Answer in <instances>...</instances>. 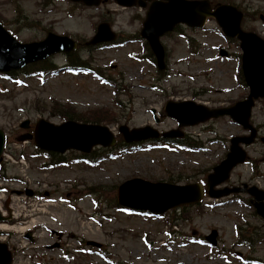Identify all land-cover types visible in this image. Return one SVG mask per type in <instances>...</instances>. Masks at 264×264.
<instances>
[{"label": "rangeland", "instance_id": "obj_1", "mask_svg": "<svg viewBox=\"0 0 264 264\" xmlns=\"http://www.w3.org/2000/svg\"><path fill=\"white\" fill-rule=\"evenodd\" d=\"M246 1L251 3V11L255 8L264 14V0ZM45 2L0 0V21L22 42L43 40L49 32L69 34L83 42L92 37L100 21L98 10L76 9L60 1ZM122 13L115 16L114 29L120 33L139 31V23L129 18L133 11ZM215 25L211 22L206 29L185 32L192 38L190 44L179 34L164 37L168 69L163 76L155 65L131 55L136 51L148 55L139 42L99 49L88 56L90 65L115 85L70 72L19 76L15 82L0 77V129L6 133L7 154L11 156H6L4 172L14 177L0 179V186L8 190H0V206L11 198L13 215L17 217L15 223L7 222L10 229L0 230L5 231L1 236L15 251L13 264H252L249 259L259 260L254 264H264V221L255 209L235 197L206 196L197 206L190 205L179 214L170 211L164 219L125 213L115 206L117 188L131 178L182 184L206 180L213 167L225 158L230 138L247 133L229 117L184 130L188 138L207 145L203 150L150 148L115 157L104 154L93 167L70 162L63 168L43 170L42 161L30 156L35 150L34 142L19 140L31 131L20 127L25 119H30L32 125L40 118L61 123L63 115L72 111L97 119L117 133L122 124L154 125L151 110L155 109L163 119L159 128L166 131L176 127L175 120L162 117L170 99L186 98L219 107L246 97L248 90L240 84V75L237 82L240 49L235 43L230 46ZM245 28L264 37L262 21ZM219 47L228 48L233 56H220ZM52 57L64 66L63 53ZM251 121L264 134V100L257 102ZM247 149L254 161L234 169L228 186L243 182L253 185L258 180L264 184V144L258 141ZM21 153L25 154L23 160H19ZM67 155L75 156L71 152ZM256 167L257 173L263 174L261 178L254 174ZM27 190L35 194L30 196ZM89 190L94 193L88 195ZM46 192L53 202L43 199ZM239 197L249 199L243 193ZM170 222L177 226L169 227ZM33 223L39 224L37 229H20L35 227ZM50 227L61 231V238L52 235ZM31 230L33 240L26 237ZM213 230L217 231L215 246L203 242ZM238 230L250 240V246L237 244L241 241ZM57 242L59 246L49 248ZM245 257L248 260L244 262Z\"/></svg>", "mask_w": 264, "mask_h": 264}, {"label": "water", "instance_id": "obj_2", "mask_svg": "<svg viewBox=\"0 0 264 264\" xmlns=\"http://www.w3.org/2000/svg\"><path fill=\"white\" fill-rule=\"evenodd\" d=\"M172 12L162 16H150L149 27L151 38L155 46L160 63L163 59V50L158 43L157 37L162 32L172 27V24L179 20L204 18L199 15V9L204 8L200 2L174 1ZM214 15L218 18L225 31L231 34H238L242 39L244 50L243 68L246 81L251 88L249 97L239 101L234 106L210 109L206 106L196 104L193 101L169 102L167 111L170 116L180 120L181 124H194L206 120L212 116L229 114L235 121L245 128L252 130L250 137H236L232 140V152L228 158L215 168V174L209 177V186L225 180L230 169L239 161L244 160L245 152L240 148L239 142H251L255 135L254 127L249 123L254 99L264 96V41L253 33H244L240 29L241 14L232 11L230 6L220 7ZM201 25V23H198ZM160 29L155 34L156 30ZM108 35V30H103ZM101 34V32L99 33ZM103 34L101 35L103 37ZM97 39H95L96 41ZM75 43L63 36L50 34L46 40L40 43L21 44L19 43L0 23V71H9L19 68L27 62L45 58L57 51H68L75 48ZM36 142L42 148H55L66 150L69 147L90 150L97 143L110 145L115 143V138L108 127L99 125H86L73 122L64 123L60 126L47 123L41 120L37 127ZM127 138H147L150 134L145 130L128 131L122 127ZM152 134V133H151ZM153 135V134H152ZM4 145V134L0 130V154ZM120 202L136 208L150 209L155 212H165L169 208L183 204L198 202L203 196V189L198 184L172 185L168 183H151L143 179H134L125 182L119 188ZM230 190L220 191L222 195ZM260 197H263L262 194ZM259 212L264 216V207L259 204ZM9 256L5 247L0 248V264H8Z\"/></svg>", "mask_w": 264, "mask_h": 264}, {"label": "flooded vegetation", "instance_id": "obj_3", "mask_svg": "<svg viewBox=\"0 0 264 264\" xmlns=\"http://www.w3.org/2000/svg\"><path fill=\"white\" fill-rule=\"evenodd\" d=\"M132 1H135L137 4H139V3H144V4H146V7L144 8H139V6L138 5H136V6H134V7H136L137 9H140V10H142V12H146V9H147V7L150 5V3H152L153 1H155V0H132ZM158 1H160V0H158ZM103 2H104V4H108V3H110V4H115V2L113 1V0H103ZM77 5H82V3H76ZM116 5V4H115ZM240 8L243 10V12H244V19H248V20H256L257 18H256V16L258 15L259 17H261V18H264V16L263 15H261L260 13H259V11H255L254 9H253V12L252 13H249L248 11H247V8L246 7H242V6H240Z\"/></svg>", "mask_w": 264, "mask_h": 264}, {"label": "trees", "instance_id": "obj_4", "mask_svg": "<svg viewBox=\"0 0 264 264\" xmlns=\"http://www.w3.org/2000/svg\"><path fill=\"white\" fill-rule=\"evenodd\" d=\"M41 64H42L43 68H46L47 66H51V65H52L50 62H43V63H41ZM36 68H37V67H36L35 64H34V65L31 66L30 70L33 71V70L36 69ZM26 71L28 72L29 69H26ZM73 114H74V113H72L71 111H68L67 114H65V115H67V116L73 118V117H74ZM85 119H87V118H85Z\"/></svg>", "mask_w": 264, "mask_h": 264}]
</instances>
